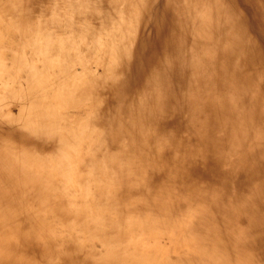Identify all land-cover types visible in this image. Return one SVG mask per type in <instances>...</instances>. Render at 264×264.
Instances as JSON below:
<instances>
[{
    "label": "bare ground",
    "instance_id": "6f19581e",
    "mask_svg": "<svg viewBox=\"0 0 264 264\" xmlns=\"http://www.w3.org/2000/svg\"><path fill=\"white\" fill-rule=\"evenodd\" d=\"M0 264H264V0H0Z\"/></svg>",
    "mask_w": 264,
    "mask_h": 264
},
{
    "label": "rangeland",
    "instance_id": "374dc122",
    "mask_svg": "<svg viewBox=\"0 0 264 264\" xmlns=\"http://www.w3.org/2000/svg\"><path fill=\"white\" fill-rule=\"evenodd\" d=\"M36 6H37V4H36ZM11 109H12V111H14L13 113H15L16 108H15L14 106L11 105ZM14 109H15V110H14Z\"/></svg>",
    "mask_w": 264,
    "mask_h": 264
}]
</instances>
